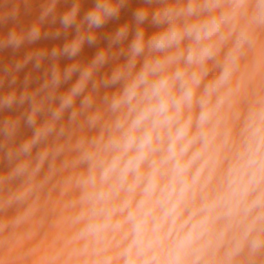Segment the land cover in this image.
I'll return each instance as SVG.
<instances>
[{
	"label": "clouds",
	"instance_id": "obj_1",
	"mask_svg": "<svg viewBox=\"0 0 264 264\" xmlns=\"http://www.w3.org/2000/svg\"><path fill=\"white\" fill-rule=\"evenodd\" d=\"M18 2L33 0H0V26ZM155 2L158 32L146 38L138 8L126 47L128 23L61 70L128 3L95 0L77 22L72 0L59 22L73 39L0 66V111L27 104L0 120V264H264V0ZM58 3L40 0L0 51L41 39ZM46 57L36 88L31 72L18 82ZM22 123L32 134L17 142Z\"/></svg>",
	"mask_w": 264,
	"mask_h": 264
},
{
	"label": "bare ground",
	"instance_id": "obj_2",
	"mask_svg": "<svg viewBox=\"0 0 264 264\" xmlns=\"http://www.w3.org/2000/svg\"><path fill=\"white\" fill-rule=\"evenodd\" d=\"M79 3H80V10L77 16V22H79V20L83 18V16L86 14L87 11H89L94 7L95 0H79ZM39 4H40V0H33L30 7L26 9L22 2H18L19 13L17 19L15 21L10 20L8 21L7 24L0 26V35H6L10 30L14 28L19 30V28L21 27H25V28L28 27L39 14ZM71 6H72V0H59V3L57 4V20L55 25L49 27L48 24H45L42 28L41 39L34 42L33 44H25L15 52L10 48L0 51V66L9 64L10 62L16 59H20L27 52L33 50L43 49L50 53L54 47H62L65 42L73 39L76 35L75 28L74 27L69 28L67 30V33L65 34L59 22V16L62 15L68 9H70ZM141 7H145L149 10L148 20L145 21L144 24L146 38L151 37L153 34L158 32L160 29L151 23V16L152 13L159 7V4L156 3L155 0H153V3L150 5L145 4L144 0H128V3L121 8L118 18L109 19L102 27L94 30L97 34V40L94 44L89 45L87 42H85L80 53L76 57H73L71 59H69L68 57H60L59 60L56 61L60 69L63 70L67 66L77 61H79L83 65L89 63L100 49L107 47L108 44L107 37L110 34L114 33L120 26L124 25L125 23H128L132 27L130 28L127 40L124 41L123 46L126 47L134 37L135 24L133 19V13L138 8ZM56 29H60L61 31L60 37L58 38H53L51 36H49L48 38L43 37L44 31H55ZM123 59L124 57H121L120 62H123ZM53 62L54 61H52L50 57H46L39 70L33 69L32 63H29L19 73L18 82H22L24 76L27 73L31 72L34 78L31 84V88L32 89L36 88L38 86V83H37V79L35 78H39V82H42L44 70L48 69ZM114 63L115 62L113 61H109V63L105 65V67L101 70V72L102 73L110 72L111 68L114 66ZM78 78H79V73H74L71 80H69L67 83H63L58 91L60 93L67 91L76 82ZM8 90H9L8 84L7 81H5L4 86L0 88V93L7 92ZM77 103H79V98L77 99ZM25 108H27V104L19 107L13 106L12 109H4L0 111V120L6 118L18 117L25 110ZM42 119L43 117H41L38 120V123ZM31 134H32V129L24 126L22 123L20 132L17 137V142H20L23 139L31 136Z\"/></svg>",
	"mask_w": 264,
	"mask_h": 264
}]
</instances>
